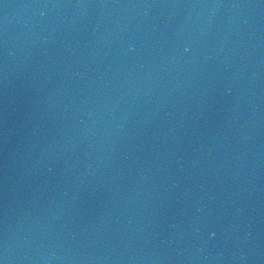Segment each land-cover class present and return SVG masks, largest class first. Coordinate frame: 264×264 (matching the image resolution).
<instances>
[{"label":"water","instance_id":"obj_1","mask_svg":"<svg viewBox=\"0 0 264 264\" xmlns=\"http://www.w3.org/2000/svg\"><path fill=\"white\" fill-rule=\"evenodd\" d=\"M0 261L264 264V0H0Z\"/></svg>","mask_w":264,"mask_h":264},{"label":"snow or ice","instance_id":"obj_2","mask_svg":"<svg viewBox=\"0 0 264 264\" xmlns=\"http://www.w3.org/2000/svg\"><path fill=\"white\" fill-rule=\"evenodd\" d=\"M213 236H215V233H213ZM0 264H3V262H2V261H0Z\"/></svg>","mask_w":264,"mask_h":264},{"label":"clouds","instance_id":"obj_3","mask_svg":"<svg viewBox=\"0 0 264 264\" xmlns=\"http://www.w3.org/2000/svg\"><path fill=\"white\" fill-rule=\"evenodd\" d=\"M187 51V49H185Z\"/></svg>","mask_w":264,"mask_h":264}]
</instances>
